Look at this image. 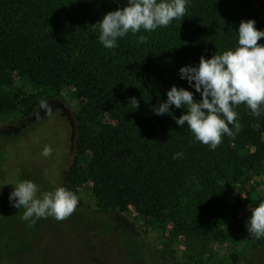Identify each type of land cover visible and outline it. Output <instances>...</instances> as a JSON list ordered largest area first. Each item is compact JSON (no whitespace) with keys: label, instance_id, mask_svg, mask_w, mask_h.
I'll use <instances>...</instances> for the list:
<instances>
[{"label":"trees","instance_id":"1","mask_svg":"<svg viewBox=\"0 0 264 264\" xmlns=\"http://www.w3.org/2000/svg\"><path fill=\"white\" fill-rule=\"evenodd\" d=\"M126 4L0 0V114L18 101L21 92L8 90L16 75L33 86L72 89L85 102L76 118L68 188L89 181L104 211L133 205L137 212L176 228L216 232L217 226L224 228V208L232 213L240 204L237 189L244 188L238 186L264 173V111L254 117L246 104L236 106L239 131L229 125L235 135H223L212 148L196 141L187 124L175 123L173 117L185 109L170 106L171 114L157 115L153 108L167 99L174 84L199 100L200 94L180 78L179 68L237 46L241 20L253 19L264 30V0H189L185 17L152 32H129L118 39V47L106 49L96 24ZM140 34L146 37L144 43L137 41ZM257 43L264 44V37ZM31 97L26 113L43 99ZM174 153L182 155L174 159ZM78 207L70 217L83 227L70 230L66 239L81 244L90 264H101L90 246H113L111 233L124 240L121 245L132 264H151V254L121 216L98 220L84 204ZM68 227L63 222L55 231ZM58 262L44 255L32 264Z\"/></svg>","mask_w":264,"mask_h":264},{"label":"rangeland","instance_id":"2","mask_svg":"<svg viewBox=\"0 0 264 264\" xmlns=\"http://www.w3.org/2000/svg\"><path fill=\"white\" fill-rule=\"evenodd\" d=\"M8 90L21 93L15 107L0 114V185L5 184L0 191V264H32L36 257L44 255L59 264H90L81 244L66 239L70 230L83 227L71 215L61 221L41 218L31 227L21 220L24 209L12 207L8 200L11 183L21 180L34 181L41 191L65 188L78 198L75 211L84 204L96 213L98 220L121 216L151 254V264H234L237 260L239 264H264V237L251 248V242L258 238L246 229L250 208L264 202V173L238 186L244 188L237 189L240 204H236L232 213L224 208L221 218L224 228L217 226L216 232L200 234L176 228L171 222H159L137 212L133 205L104 211L91 182L75 190L67 186L66 171L75 151L76 118L84 99L70 88L33 86L21 75L15 76ZM33 94L43 98L47 110L40 103L32 113H26ZM46 145L53 149L48 158L41 155ZM63 222L69 227L57 233L55 230ZM108 239L113 246L105 244L106 248L101 249L90 246L95 259L101 264H132L121 245L124 240L114 233Z\"/></svg>","mask_w":264,"mask_h":264},{"label":"clouds","instance_id":"3","mask_svg":"<svg viewBox=\"0 0 264 264\" xmlns=\"http://www.w3.org/2000/svg\"><path fill=\"white\" fill-rule=\"evenodd\" d=\"M189 0H127L124 7L109 11L96 26L98 39L106 49L118 47V39L132 34L155 31L167 27L173 20L185 17ZM237 31V46L221 54L215 52L211 57H200L197 65L179 68L181 79L200 94L194 99L192 91L177 87L167 90V99L153 110L157 115L171 114V107L185 109L175 123L183 127L187 124L194 139L215 148L221 143L223 135L234 136L239 131L236 106L246 104L254 117L264 111V44L257 41L264 37V30L255 27V20H241ZM145 35H137V41L144 43ZM138 105L136 104V107ZM43 110L48 109L41 102ZM53 149L46 145L41 155L48 158ZM182 153H174L173 158ZM13 185L8 195L12 207L24 209L22 221L33 226L39 219L53 217L61 221L76 209L78 198L63 187L52 191H41L32 180H21ZM5 185V184H4ZM4 185H0V191ZM246 229L256 238L264 237V202L250 208Z\"/></svg>","mask_w":264,"mask_h":264}]
</instances>
